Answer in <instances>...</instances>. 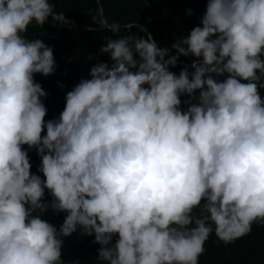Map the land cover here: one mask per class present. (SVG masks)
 I'll use <instances>...</instances> for the list:
<instances>
[{"label": "clouds", "instance_id": "obj_1", "mask_svg": "<svg viewBox=\"0 0 264 264\" xmlns=\"http://www.w3.org/2000/svg\"><path fill=\"white\" fill-rule=\"evenodd\" d=\"M56 8L0 0V264H66L76 232L98 245L92 264H199L210 235L227 245L264 224V0H206L170 46L142 26L105 36L110 62L45 119L34 74L57 66L29 26L71 24Z\"/></svg>", "mask_w": 264, "mask_h": 264}, {"label": "trees", "instance_id": "obj_2", "mask_svg": "<svg viewBox=\"0 0 264 264\" xmlns=\"http://www.w3.org/2000/svg\"><path fill=\"white\" fill-rule=\"evenodd\" d=\"M57 11H64L69 25H53L51 18L42 28L29 26V35L35 33L51 46L56 62V71L46 77L39 73L34 79L48 93L43 103L48 109L45 119L58 115L64 106V95L81 77L87 78L90 66L97 59L110 62L106 54H100L103 38L108 35L143 34L141 26L162 46H170L176 36L187 35L193 26L199 24L206 0H52ZM191 9V14L186 10ZM120 24L118 33L113 34L104 25ZM131 25V27H126ZM89 54L94 59L89 60ZM191 57L181 56L178 66L171 69L178 73L183 63H190ZM62 84L61 88L59 85ZM264 94V89L261 90ZM184 99V97H181ZM31 171L36 172L39 158L35 151L29 152ZM63 213L46 212L44 217L57 227L63 220ZM62 259L66 264H92L97 244L92 237L78 232L63 238ZM205 251L199 257V264H264V224L253 223L252 230L225 245L210 235L204 244Z\"/></svg>", "mask_w": 264, "mask_h": 264}, {"label": "rangeland", "instance_id": "obj_3", "mask_svg": "<svg viewBox=\"0 0 264 264\" xmlns=\"http://www.w3.org/2000/svg\"><path fill=\"white\" fill-rule=\"evenodd\" d=\"M103 22H104L103 24L106 25V26L110 25L105 19L103 20Z\"/></svg>", "mask_w": 264, "mask_h": 264}]
</instances>
